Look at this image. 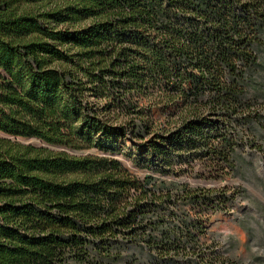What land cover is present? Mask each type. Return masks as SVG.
I'll return each mask as SVG.
<instances>
[{
	"label": "trees",
	"instance_id": "1",
	"mask_svg": "<svg viewBox=\"0 0 264 264\" xmlns=\"http://www.w3.org/2000/svg\"><path fill=\"white\" fill-rule=\"evenodd\" d=\"M263 36L264 0H0V264L215 255L200 236L227 189L164 176L238 172L236 127L264 109L250 93ZM126 125L152 135L153 172L107 147Z\"/></svg>",
	"mask_w": 264,
	"mask_h": 264
},
{
	"label": "rangeland",
	"instance_id": "2",
	"mask_svg": "<svg viewBox=\"0 0 264 264\" xmlns=\"http://www.w3.org/2000/svg\"><path fill=\"white\" fill-rule=\"evenodd\" d=\"M264 42V36H263ZM257 53L262 59V65L253 76L250 93L251 103L254 106H264V45L257 48ZM119 116V115H118ZM151 132L167 136L174 132V123L168 124V112L161 108L154 109ZM168 117V118H167ZM126 118H112L111 127H119ZM124 125V124H123ZM123 137H111L114 140L113 156L133 174L143 176L153 172L155 166L150 161L152 154L146 150V144L153 140L140 138L133 127L126 125ZM239 132L237 153L242 157L237 161L238 172L218 180H212L209 170L204 171L201 166H195L188 173L179 176H164L168 180L188 182L193 187H206L215 189H227L229 199L218 209L207 210L205 216V230L200 236L201 241L208 250L216 251L215 255L208 253V260L199 262L197 259H180L169 264H264V109L259 117L241 122L236 127ZM103 133H101L102 135ZM33 142L36 140H24ZM156 144H162L156 139ZM79 154H102L101 148L96 144L89 150L78 151ZM244 225L248 232L240 225ZM114 264H160L146 253H142L137 246H131L124 256Z\"/></svg>",
	"mask_w": 264,
	"mask_h": 264
}]
</instances>
